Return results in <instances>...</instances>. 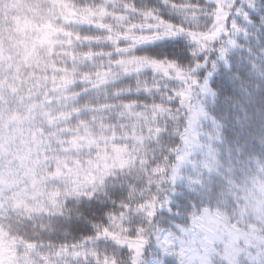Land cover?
Returning <instances> with one entry per match:
<instances>
[{
    "label": "snow or ice",
    "instance_id": "obj_1",
    "mask_svg": "<svg viewBox=\"0 0 264 264\" xmlns=\"http://www.w3.org/2000/svg\"><path fill=\"white\" fill-rule=\"evenodd\" d=\"M0 264H264V0H0Z\"/></svg>",
    "mask_w": 264,
    "mask_h": 264
}]
</instances>
